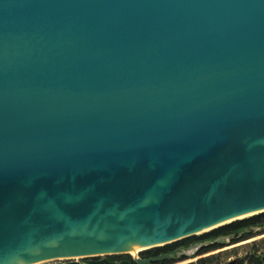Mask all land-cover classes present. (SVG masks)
<instances>
[{"label":"water","instance_id":"water-1","mask_svg":"<svg viewBox=\"0 0 264 264\" xmlns=\"http://www.w3.org/2000/svg\"><path fill=\"white\" fill-rule=\"evenodd\" d=\"M261 212L264 0H0V264Z\"/></svg>","mask_w":264,"mask_h":264},{"label":"trees","instance_id":"trees-1","mask_svg":"<svg viewBox=\"0 0 264 264\" xmlns=\"http://www.w3.org/2000/svg\"><path fill=\"white\" fill-rule=\"evenodd\" d=\"M263 233H264V212H261L224 224L222 226L204 232L200 235L190 236L170 244L144 250L140 253L144 255L158 254L160 252H166L172 250L176 247L181 246L188 248L189 246L197 245V244L201 246L199 252H203L213 247H219V245L221 244L220 242L213 244L210 242L214 240H218L220 238L231 237L230 238L231 241L237 242V241L249 239L251 237ZM124 255L130 257L128 254H124ZM110 259L111 260L114 259V256H110ZM163 263H168V261L165 262L159 261L157 264H163ZM189 264H205L204 258L197 261V263L192 262ZM239 264H264V253L257 254L255 251L251 254L246 253L239 262Z\"/></svg>","mask_w":264,"mask_h":264},{"label":"rangeland","instance_id":"rangeland-1","mask_svg":"<svg viewBox=\"0 0 264 264\" xmlns=\"http://www.w3.org/2000/svg\"><path fill=\"white\" fill-rule=\"evenodd\" d=\"M255 230H258V229H255ZM230 238L231 237L218 239L219 242L221 243L219 246H223V245L226 246V247H223L221 250H219L218 253H214V254H218V262L219 261L223 262V261H225V259L227 257H230V256L238 255L239 257H241V256H244L245 253L251 254L254 251L257 254H263L264 253V233L259 234V235L254 236V237H251L247 240H243L242 242H238V243L231 241ZM199 247H201V246L198 244L189 246L187 248V251H185V252H187V254H189L188 257L193 256L196 253H198L196 250H198ZM142 251H138L137 255L140 254V252H142ZM120 254H126V253L125 252L124 253H117V255H120ZM128 255L132 256V257L134 256V254H131V253H128ZM104 256L105 255L99 256L97 258H100V257L102 258ZM75 260L78 261V263H82L86 260V258L75 257ZM195 261H196V257H193V258H187L183 261L173 262L172 264H188V263H192ZM45 263H46V261L39 262L37 264H45Z\"/></svg>","mask_w":264,"mask_h":264},{"label":"flooded vegetation","instance_id":"flooded-vegetation-1","mask_svg":"<svg viewBox=\"0 0 264 264\" xmlns=\"http://www.w3.org/2000/svg\"><path fill=\"white\" fill-rule=\"evenodd\" d=\"M247 240V239H245ZM243 241V240H242ZM242 241H237L235 243H238V242H242ZM219 242V240H214V241H211L210 243H217ZM233 244V243H232ZM223 247H226L225 245L223 246H219V247H213V248H210L208 249L207 251H203V252H199V249L200 247L198 248V250H196L198 253H196L195 255L193 256H189V254H187V247H176L172 250H169V251H166V252H160L158 254H148V255H144L142 253L138 254V257L141 258V259H146V258H152V257H155L157 255H160V254H164V253H169V252H173V251H177L176 252V255H179V254H183L181 259L179 260H165V261H168V263H163V264H172L173 262H178V261H183L187 258H193V257H196V263L197 261L201 260L204 258V263L205 264H239V262L241 261V259L244 257V256H241L239 257L238 255L236 256H230V257H227L225 259V261L221 262L219 261L218 262V254H214V253H218L219 250H221ZM246 254V253H245ZM121 255V256H120ZM120 255H108V256H104V257H100V258H95V260H103V264H109L110 262H115V263H120V264H138L136 261H135V258L134 256H130V257H127L125 256L124 254H120ZM124 255V256H123ZM110 256H114V259H110ZM203 256V257H202ZM163 261V262H165ZM66 261H61L62 264H64ZM87 262V259L82 262V263H78V264H86ZM159 261L157 262H154L153 264H157ZM194 262V263H195ZM189 264V263H188Z\"/></svg>","mask_w":264,"mask_h":264},{"label":"bare ground","instance_id":"bare-ground-1","mask_svg":"<svg viewBox=\"0 0 264 264\" xmlns=\"http://www.w3.org/2000/svg\"><path fill=\"white\" fill-rule=\"evenodd\" d=\"M227 221H229V220H227ZM225 222H226V221H225ZM207 229H208V228H207ZM207 229H204V230H207ZM145 248H149V246L138 247V248H131V249H129V250H121V252H119V253H124V252H125L126 254L131 253V254L136 255L138 251L143 250V249H145ZM37 263H38V262L31 263V264H37Z\"/></svg>","mask_w":264,"mask_h":264}]
</instances>
